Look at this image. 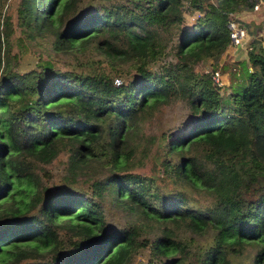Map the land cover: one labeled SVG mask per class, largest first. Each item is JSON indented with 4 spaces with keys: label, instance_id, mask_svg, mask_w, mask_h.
I'll list each match as a JSON object with an SVG mask.
<instances>
[{
    "label": "trees",
    "instance_id": "obj_1",
    "mask_svg": "<svg viewBox=\"0 0 264 264\" xmlns=\"http://www.w3.org/2000/svg\"><path fill=\"white\" fill-rule=\"evenodd\" d=\"M257 1L0 0V264H264Z\"/></svg>",
    "mask_w": 264,
    "mask_h": 264
},
{
    "label": "rangeland",
    "instance_id": "obj_2",
    "mask_svg": "<svg viewBox=\"0 0 264 264\" xmlns=\"http://www.w3.org/2000/svg\"><path fill=\"white\" fill-rule=\"evenodd\" d=\"M184 4L187 5V0H183ZM18 0H7L6 2V8H5V15L9 16L12 22H16V6H17ZM4 12V11H3ZM195 15V14H194ZM196 18V16L190 15V14H185V21L183 22V25L189 26L193 23L194 19ZM238 23L240 22L239 20L237 21ZM229 27L232 28L233 27H237V23L231 21L229 24ZM239 27H241L240 25H238ZM264 28V27H263ZM261 26H257L256 30H255V34L260 32ZM255 34L250 35L249 33L247 34L246 31L244 30V36L241 40L244 39H248L250 40ZM253 39H256V45H259V42H262V45H264V32L260 35H255L253 37ZM234 51L231 53V55L233 56L232 58H235L237 53H238V58L237 60L230 62L228 64V66H226L225 68H223V72L220 76H221V82L220 84H217L218 87L221 88V90H225L226 87H228V85H225L224 81L229 77H231V71L233 70L234 67H230V65H235V66H239L238 62H242L244 63V65H248V57L247 54L245 55L243 53V49L241 46V41L239 44L234 45ZM15 49H19L18 47H15ZM33 48L31 49V53L30 55L25 56V60L30 61L33 58ZM228 60V59H227ZM227 60L223 61V66H225L227 64ZM228 61H231L230 59ZM25 62V61H24ZM220 62V61H219ZM208 66V67H207ZM247 68V66H245ZM244 67V69H245ZM207 68H210V59L205 58L203 61H200L199 64L196 65V70L197 71H206ZM236 68V67H235ZM246 73V71H245ZM231 80V79H230ZM226 91V90H225ZM181 111V107L178 106V104H172L171 106L165 107L163 111H161L162 113L156 118V121L158 123L159 127H162V130L167 128L168 126H174L171 123H173L179 116V113ZM171 112H175V113H171ZM148 170V169H146ZM145 252H142L141 254H139L133 261V264H144L146 263L145 260Z\"/></svg>",
    "mask_w": 264,
    "mask_h": 264
},
{
    "label": "crops",
    "instance_id": "obj_3",
    "mask_svg": "<svg viewBox=\"0 0 264 264\" xmlns=\"http://www.w3.org/2000/svg\"><path fill=\"white\" fill-rule=\"evenodd\" d=\"M258 8L254 9L252 12H241L239 14H233L232 17L238 19L242 25H244L246 28V33L252 35L255 34V30L257 28V26H261L262 29H260V32L256 33L255 35H261L264 32V0H258ZM235 19V20H236ZM254 35V36H255ZM253 36V37H254ZM253 37L248 40V39H244L241 41V46L243 49V53L246 55L247 54V47L250 46L252 43L255 42L256 39H253ZM234 46L233 45H229L223 52L222 55L220 57V64H219V71L223 72V68H225L226 66H228V64L230 62L237 60L238 58V53L236 55L235 58H232L233 56L231 55V53L234 51ZM230 59L231 61H228ZM227 60V64L225 66H223V61ZM231 66V65H230ZM225 85H228L230 83V77L228 76V78L224 81Z\"/></svg>",
    "mask_w": 264,
    "mask_h": 264
},
{
    "label": "built area",
    "instance_id": "obj_4",
    "mask_svg": "<svg viewBox=\"0 0 264 264\" xmlns=\"http://www.w3.org/2000/svg\"><path fill=\"white\" fill-rule=\"evenodd\" d=\"M257 8H258V2L254 6V9H257ZM244 30L245 29L243 27H239V26L232 28L231 33H230L231 45H233V46L237 45L240 43V41H242L241 39L244 36ZM210 70H211V68L206 69V71H210ZM214 80L216 81L217 84H220L221 76H220L219 70L214 71Z\"/></svg>",
    "mask_w": 264,
    "mask_h": 264
}]
</instances>
